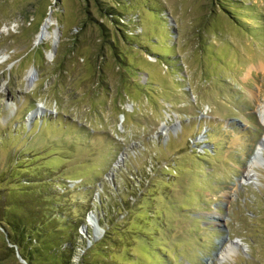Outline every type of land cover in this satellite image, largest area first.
<instances>
[{"label": "rangeland", "instance_id": "1", "mask_svg": "<svg viewBox=\"0 0 264 264\" xmlns=\"http://www.w3.org/2000/svg\"><path fill=\"white\" fill-rule=\"evenodd\" d=\"M262 104L264 0H0V221L68 187L81 264H264Z\"/></svg>", "mask_w": 264, "mask_h": 264}, {"label": "trees", "instance_id": "2", "mask_svg": "<svg viewBox=\"0 0 264 264\" xmlns=\"http://www.w3.org/2000/svg\"><path fill=\"white\" fill-rule=\"evenodd\" d=\"M23 186L27 188L30 185ZM37 191L33 193L36 197L31 205L23 198H15L9 207L15 206L19 210L6 208L8 213L0 224H5L6 241L11 245L8 248L15 254L17 251L20 253L25 260L22 264H81L85 254H80L82 236L76 220L80 222L84 216L75 211L70 189L64 187L63 190L59 186V189ZM96 203L100 207L103 202ZM87 249L90 247L81 248L85 253ZM78 255L81 262L76 260Z\"/></svg>", "mask_w": 264, "mask_h": 264}, {"label": "bare ground", "instance_id": "3", "mask_svg": "<svg viewBox=\"0 0 264 264\" xmlns=\"http://www.w3.org/2000/svg\"><path fill=\"white\" fill-rule=\"evenodd\" d=\"M50 23H51V21H50V19H49L48 22L44 25L43 30H42L41 33H40V37H39L40 39H43V38L47 35V33H48V28H49V26H50ZM33 76H34L33 71L30 72V73L27 75L28 87H30L31 82H33ZM259 115H260V117H261V120L264 122V104H262V105L260 106V108H259ZM165 127H167V124H166ZM262 147H264V141H262V143H261L259 149H262ZM258 157H259V154H258V152H257V154H255V156L253 157V159L249 162V167H248V169L245 171V173H244V175H243V177H242L243 180L248 181V180L251 179V177H252V175H253V174H251V171H253L254 166L257 164V162H258ZM211 218H212V220H213L214 222H216V223H219V222H221V221H224V219H225L222 215H217V214H215V213H212V214H211ZM226 239H227V238H225V239L223 238V242H222V245H221V247H220V251L217 252L216 255H219V256H220V255H223V254H227V253H229L230 251H232L234 248H237V247H232V246H230V244H229V245H224V241L227 242ZM225 244H226V243H225ZM232 244H233V242H231V245H232ZM238 245H239V244H238ZM234 246H235V245H234Z\"/></svg>", "mask_w": 264, "mask_h": 264}, {"label": "water", "instance_id": "4", "mask_svg": "<svg viewBox=\"0 0 264 264\" xmlns=\"http://www.w3.org/2000/svg\"><path fill=\"white\" fill-rule=\"evenodd\" d=\"M39 37H40V35H39ZM55 50H56V45L54 44L53 45V51H55ZM17 256L25 263V260L21 257V255L18 251H17Z\"/></svg>", "mask_w": 264, "mask_h": 264}]
</instances>
